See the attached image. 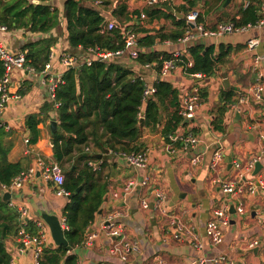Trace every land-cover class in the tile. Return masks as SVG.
Here are the masks:
<instances>
[{"label":"crops","instance_id":"0c3cea01","mask_svg":"<svg viewBox=\"0 0 264 264\" xmlns=\"http://www.w3.org/2000/svg\"><path fill=\"white\" fill-rule=\"evenodd\" d=\"M25 1L49 6L57 13L59 24L49 33L33 32L29 28L20 27L8 29L0 34V41L12 53L23 52L26 45L45 38L56 40L42 73L26 69L14 71L10 92L15 97L10 100L2 116L1 128L6 135L1 139V145L8 152L9 161L21 164L23 172L30 168L36 170L20 189L4 191V186L1 187V198L4 193H11L10 207L27 211L25 220L21 221V229L27 230L26 224L29 222L31 227L37 230V221H43L41 214L48 213L56 215L61 220L62 227L66 226L69 230L63 215L69 199L59 197L58 186L43 179L38 168L39 161L49 165H59L65 177L69 172L67 169L71 166L84 167L87 164L92 172L108 185V191L94 222L85 234V242L89 235L94 236L93 244L86 246L84 242L68 252L76 257L75 264H154L156 259H162L168 264H195L200 257L206 259V264H264V190L256 195L233 197L226 195L221 187L213 182L218 176L227 179L237 178L238 171L234 168L233 162L247 163L264 151V107L254 98H246V91L252 86L260 84L264 87V24L244 34L195 41L205 43L208 47L213 46L216 55L219 54L221 46H224L225 52H229L225 62L217 67L212 77L203 75L204 77L197 78L195 74H187L185 69L178 65L170 70L167 76H161L162 64L152 63L142 66L137 62L139 45L137 58L125 52L122 55H112L108 59L131 70L134 73V79L143 80L146 86L155 87L159 80L169 82L179 93V103L191 95L195 88L199 89L200 95L203 91L207 93L206 99L201 95L202 101L195 119L190 124L180 126L176 132L191 131L210 144L221 139L225 160L219 166V171L215 172L211 168L215 148L207 151L198 166L191 165V158L201 153L202 147L196 150L186 149L180 142L173 145L175 152L172 151L170 142L165 140L161 132L165 123L155 133L144 134L142 142L145 150L143 151L148 154V168L144 170L127 163L120 153L104 147L103 142L107 140L106 136L98 144L90 139L87 146L81 147V152L74 150L70 160L65 157L63 160L58 159L55 135L61 134L62 131L58 119V105L50 91V79L63 77L67 71L62 64L63 55L74 56L80 64H86L88 60L93 61L97 58L95 52L97 50L71 47L65 18V4L68 0L44 3L34 0ZM76 1L85 8L98 11L105 20L104 29L106 30H108V23L116 22L117 29L120 31L126 28L135 32L133 26H137L138 29L150 31V35H156V32L162 29L168 33L175 28L172 20L149 19L145 13L147 8H156L169 13L165 10L166 6H172L176 12H178L177 8L188 6L185 0H170L165 6L149 5V0H110L112 4L108 8L98 4L99 0ZM226 1L200 0L187 15L193 12L200 13L205 18L206 26L214 28L219 23L233 22V19L241 21L240 8H247L251 2V0H230L225 6ZM259 1L261 20L264 19V6L263 1ZM119 4H125L131 15L137 11L141 12L139 21L133 17L131 22L122 23L114 17L113 10ZM142 15L145 17L143 18ZM187 15L184 14V18ZM135 33L138 37L137 42L146 35ZM252 38L260 41V45L254 52L248 51L246 45ZM178 40L157 41L153 47L141 48V50L157 52L161 59L164 55L173 57L175 53L180 52L193 63L188 49L194 42L187 46ZM118 51L102 52L114 54ZM146 65H151V68H146ZM226 91H234L233 100L237 98V102L228 106L229 110L222 125L223 131H219L213 121L223 104V94ZM16 96L19 99H16ZM244 96L247 101L240 104V99ZM31 116H37L40 121L37 141L34 143L30 141L31 134L27 127V120ZM52 122H56L59 127L56 133L52 132ZM82 155L85 158H92L81 160ZM90 163L94 166L91 167ZM259 163H261L260 171L255 174V167L254 170L245 174L246 180L260 178L264 180V155ZM146 177L150 179L146 187H137L125 196L124 188L130 180L141 182ZM156 191L163 192L167 197L166 202L162 204L168 212L167 217L156 209ZM143 201L148 202V209L143 208ZM225 202L232 207H238L242 203L245 212L240 214L236 212V209L233 211L231 207V222L224 229L222 243L216 247L211 246L206 236L207 224L213 212ZM113 214H121L116 219V224L123 230L126 240L140 247L139 253H130L126 261L112 252L117 240L105 234V222ZM169 217L177 218L182 226L193 230L194 235L191 237L182 235V238L176 239L174 233L177 228L171 226ZM47 229L45 248L56 249L58 246L54 244L49 227ZM195 237L202 242V251H198L193 246ZM6 246L12 256V264H34L32 252L22 248L19 237L9 238ZM255 248H258L257 251L252 252ZM220 257H225L226 260L215 263L214 260Z\"/></svg>","mask_w":264,"mask_h":264},{"label":"trees","instance_id":"16d2710c","mask_svg":"<svg viewBox=\"0 0 264 264\" xmlns=\"http://www.w3.org/2000/svg\"><path fill=\"white\" fill-rule=\"evenodd\" d=\"M100 1L105 8L112 4L110 0ZM199 1L185 0L189 7L182 6L176 10L187 15ZM259 5V0H251L247 8H240L241 21L233 19V23L238 26L256 25L260 20ZM145 13L151 20H172L175 30L167 33L162 29L157 31L156 35H150V31L133 26L135 32L146 34L138 42L140 48L137 62L143 66L174 60V57L168 55L161 59L157 52H144L141 48H151L157 41L175 42L182 38L187 29L186 18L180 20L175 15L156 8H147ZM113 15L122 23L131 22L133 17L138 21L141 18V12L137 11L131 15L125 4H119L113 10ZM65 18L72 48H91L100 52H115L124 48L121 31L104 29L105 20L98 11L85 8L76 0H68L65 4ZM203 22L205 18L199 13L197 23ZM0 24L8 29L25 27L33 32L49 33L58 26L59 19L57 13L47 5L31 4L25 0H0ZM55 44L54 38H45L26 45L23 52L26 53L27 66L37 73H42ZM215 52L213 46L194 42L188 49L193 67L187 68L186 58H182L177 64L183 67L187 74L212 77L217 67L222 65L229 55L224 46H221L218 55ZM3 73L4 67L0 62V78ZM134 77L131 70L111 60L101 61L98 57L93 60L91 66L83 65L79 70L70 69L64 73L54 92L60 128L66 133L65 136L55 135V150L59 160L64 157L70 160L74 150L81 152V147L87 146L90 139L98 144L105 136L107 140L103 142V146L111 151L124 154L139 153L145 150L142 142L144 134L155 133L163 123L165 124L161 132L165 140L170 142L169 137L183 125V119L179 115L178 91L169 82L159 80L155 84L154 96L143 102L146 84ZM201 95L207 98L205 91ZM223 96V104L213 121L219 131H223L222 125L229 110L228 106L237 102V98L233 100L234 91H226ZM39 124L37 116H31L27 120L31 143L37 141ZM5 135L6 132L0 127V264H12V256L7 250L6 242L11 237H19L22 227L21 214L18 209L10 207L9 202L2 201L1 187H10L13 180L23 172V168L21 164L9 161L8 152L1 145V139ZM91 158L82 155L80 159ZM67 170L69 172L65 177L64 188L71 196L63 215L69 227L65 232L68 246L45 248L41 264L76 263V257L68 252L85 242V234L94 222L108 191V185L103 183L87 164L84 167L71 166ZM26 227L33 234L37 231L29 222Z\"/></svg>","mask_w":264,"mask_h":264},{"label":"built area","instance_id":"2783aa9c","mask_svg":"<svg viewBox=\"0 0 264 264\" xmlns=\"http://www.w3.org/2000/svg\"><path fill=\"white\" fill-rule=\"evenodd\" d=\"M38 3H44L47 1L53 0H34ZM170 0H149V5L152 6H165ZM263 6H264V0ZM98 4H102L99 0ZM199 13L193 12L187 15L186 22H187V29L185 31V35L180 38L178 41L184 45H190L192 42L197 40H208L212 38H219L225 35H235V34H244L248 33L250 30L260 27L264 24V19H261L256 25H244L238 26L233 22H223L217 24L214 28H208L203 23H197ZM144 18L145 15H142ZM194 25V28L191 27ZM118 28V24L116 22L108 23L107 29L114 30ZM8 28L4 25L0 24V34L5 33ZM122 36L124 39V48L116 53H109V52H98L97 57L101 61L108 60L112 55H122L125 52H128L132 57L137 58V47H138V37L137 34L132 29H121ZM248 51L254 52L258 46L260 45V41L258 39H249L246 43ZM93 51V49L91 50ZM174 60H165L161 66V76H167L170 70H173L178 65L177 62H180L182 58H187L183 56V53H175L173 56ZM187 68H191L193 63L187 60ZM0 62L3 64L4 73L0 78V127L2 126V116L7 109V105L10 100L15 97L11 95L10 88L12 84V75L16 70H28L33 71L30 67L27 66V59L25 52H18L12 53L6 49V47L0 41ZM92 60H88L86 64H80L74 56L71 55H63L62 56V64L65 66L67 70L74 69L78 70L83 65L91 66ZM258 63V62H257ZM146 68H151V65H146ZM183 68V67H182ZM184 69V68H183ZM46 74V73H43ZM195 77L202 78L204 77L202 74H195ZM62 81V77H51L50 79V91L53 96L57 86ZM156 93L155 87L146 86L144 93H143V102L151 99L154 94ZM254 98L256 101L260 102L264 107V87L260 84L254 85L246 91V98ZM16 99L19 97L16 96ZM202 98L199 92V89H194L191 95L185 97L182 102L180 103V110L179 115L183 119V125L190 124L196 117L199 106L201 104ZM245 96L240 99V104L246 103ZM58 105V104H57ZM236 108V107H234ZM237 108H239L237 106ZM238 110V109H237ZM192 126V125H191ZM170 148L174 151L173 145L175 143H183L186 149L191 148L196 150L200 147L203 148L201 153L196 154L194 157L191 158V165L198 166L202 161L207 153V151L215 148L211 168L213 171H219V166L224 162L225 155L223 152L222 141L221 139L217 140L214 144L207 143L206 141L197 137L193 132L187 133H175L171 135L170 138ZM264 141V137H263ZM175 152V151H174ZM264 155V151L261 152L259 156L252 158L247 163H241L240 161H234L233 166L238 171V176L235 179H227L221 176H218L214 179V183L218 184L222 191L228 196H242V195H256L259 191L264 190V180L262 178L257 180H246L245 174L251 172L255 169L256 165L261 161L262 156ZM120 156L130 165L134 166L137 169H144L148 168V154L146 151H142L139 153H132V154H124L120 153ZM91 167L94 165L92 163L89 164ZM38 168L44 180L53 182L58 186L57 195L63 198H70L71 194L65 190V175L61 167L57 164H45L42 161H39ZM35 169L30 168L29 170L22 172L19 174L13 181L10 187L4 186V191L8 189H20L23 185L30 179L31 176L35 174ZM149 177L144 178L141 182H137L135 180H130L125 188V196H128L133 190L137 187H146L149 183ZM155 197L157 198V206L156 209L160 212L163 216L167 217L168 212L165 208L162 207V204L166 202L167 197L161 191L155 192ZM142 206L145 209L149 208V204L146 201L142 202ZM231 205L228 202L223 203L220 207H218L212 215V218L209 220L206 228V236L208 238V242L211 246H219L222 243L223 236H224V229L230 225L231 222ZM236 212L243 214L245 212L244 205L240 203L238 207H235ZM21 221L25 220L27 216V211L25 209H21ZM121 214H113L108 217L105 222L104 229L106 231V236L110 238H114L117 240L115 243L112 252L115 255H119L122 260L126 261L127 256L130 253H139L140 247L137 244H132L126 240L123 236V230L120 226L116 224V219L119 218ZM171 226L177 228V231L174 233V237L176 239L182 238V235L191 237L194 235L193 230L188 229L180 224V222L175 217H169ZM37 232L36 234H31L25 228L21 229L19 235V243L24 250H29L32 252L34 257V264H41L42 256L45 250V237L46 233L48 232V227L46 224L38 220L37 223ZM63 230L66 231L68 228L65 226ZM94 236H88L85 242L86 246H91L93 244ZM193 246L198 251H202V242L198 240L196 237L193 241ZM225 257H220L217 260H214L215 263H219L221 261H225ZM154 264H168L162 259H156ZM195 264H206V259L204 257H200L196 260Z\"/></svg>","mask_w":264,"mask_h":264},{"label":"water","instance_id":"95a60500","mask_svg":"<svg viewBox=\"0 0 264 264\" xmlns=\"http://www.w3.org/2000/svg\"><path fill=\"white\" fill-rule=\"evenodd\" d=\"M229 2H230V0H227L226 3H225V6L228 5ZM165 10L167 12L175 15L179 19H183L184 18V14L183 13L176 12L172 8V6H166L165 7ZM191 27L194 28V25H191ZM51 129H52V132L53 133L58 132L59 127H58V125H57L56 122H52ZM61 134L63 136L66 135V133L63 132V131L61 132ZM68 139H69V137H67V140ZM260 169H261V163H258L256 165L255 174H257L260 171ZM2 197H3L2 200L4 202L11 201V193L10 192L4 193ZM232 210L235 211V207L234 206L232 207ZM41 218L47 224V226L49 227L50 232H51L52 239L54 241V244L57 245L58 247H60V246H66L67 247L68 246V242H67V240L65 238V232L63 230L61 220L56 215H50L48 213L41 214ZM257 249L258 248L253 249L252 252L257 251Z\"/></svg>","mask_w":264,"mask_h":264},{"label":"rangeland","instance_id":"374dc122","mask_svg":"<svg viewBox=\"0 0 264 264\" xmlns=\"http://www.w3.org/2000/svg\"><path fill=\"white\" fill-rule=\"evenodd\" d=\"M10 1H12V0H10Z\"/></svg>","mask_w":264,"mask_h":264}]
</instances>
